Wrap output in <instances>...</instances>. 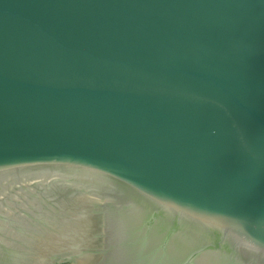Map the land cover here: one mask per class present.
Returning <instances> with one entry per match:
<instances>
[{
  "label": "water",
  "instance_id": "1",
  "mask_svg": "<svg viewBox=\"0 0 264 264\" xmlns=\"http://www.w3.org/2000/svg\"><path fill=\"white\" fill-rule=\"evenodd\" d=\"M264 264V0H0V264Z\"/></svg>",
  "mask_w": 264,
  "mask_h": 264
},
{
  "label": "flooded vegetation",
  "instance_id": "2",
  "mask_svg": "<svg viewBox=\"0 0 264 264\" xmlns=\"http://www.w3.org/2000/svg\"><path fill=\"white\" fill-rule=\"evenodd\" d=\"M63 263H69V264H71L70 262H63Z\"/></svg>",
  "mask_w": 264,
  "mask_h": 264
},
{
  "label": "trees",
  "instance_id": "3",
  "mask_svg": "<svg viewBox=\"0 0 264 264\" xmlns=\"http://www.w3.org/2000/svg\"><path fill=\"white\" fill-rule=\"evenodd\" d=\"M62 264H69V263H62Z\"/></svg>",
  "mask_w": 264,
  "mask_h": 264
},
{
  "label": "rangeland",
  "instance_id": "4",
  "mask_svg": "<svg viewBox=\"0 0 264 264\" xmlns=\"http://www.w3.org/2000/svg\"><path fill=\"white\" fill-rule=\"evenodd\" d=\"M60 264H62V263H60Z\"/></svg>",
  "mask_w": 264,
  "mask_h": 264
}]
</instances>
